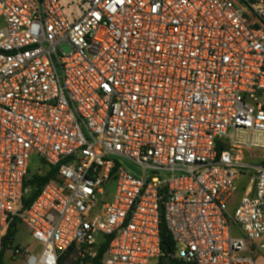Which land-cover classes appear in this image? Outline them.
<instances>
[{"label":"built area","instance_id":"2783aa9c","mask_svg":"<svg viewBox=\"0 0 264 264\" xmlns=\"http://www.w3.org/2000/svg\"><path fill=\"white\" fill-rule=\"evenodd\" d=\"M0 20L3 259L158 264L163 223L184 264L264 257V0H0ZM33 154L56 179L25 209ZM15 222L34 246L5 245Z\"/></svg>","mask_w":264,"mask_h":264},{"label":"trees","instance_id":"16d2710c","mask_svg":"<svg viewBox=\"0 0 264 264\" xmlns=\"http://www.w3.org/2000/svg\"><path fill=\"white\" fill-rule=\"evenodd\" d=\"M43 173L40 174H32L31 170H29L30 173V179L25 184V191L22 198V205L26 209L28 208L32 202L35 200L37 195L40 192V189L43 185L48 183L51 180L56 179V170L55 169H48L47 165L44 161L40 160ZM30 192L29 194H27ZM17 222H15L7 232L5 245L8 241H11L17 233ZM161 237H162V252L163 255L159 259L158 264H184L183 261L177 259L174 257L175 251H176V244L174 241V238L170 231L167 229L166 225L163 223L161 225ZM5 251L1 253L0 256V264H4L3 257H4ZM102 254V252H101ZM101 256H99V259Z\"/></svg>","mask_w":264,"mask_h":264},{"label":"rangeland","instance_id":"374dc122","mask_svg":"<svg viewBox=\"0 0 264 264\" xmlns=\"http://www.w3.org/2000/svg\"><path fill=\"white\" fill-rule=\"evenodd\" d=\"M2 27V20H0V28ZM65 50H68L67 46H64ZM243 159L245 162L251 165H257L260 164L262 160V154L258 152H250V151H244L243 153ZM30 170L32 174H40L43 173V169L40 163V159L36 154H33L31 157V164H30ZM249 178H240L236 181V193L233 197L232 204L230 206V210H233V208L237 205L240 198L244 195V189L248 185ZM114 192V190H113ZM28 192L27 194H29ZM14 244L18 245H25L30 244L31 246H34V243L32 242V239L28 235V232L24 226H20L19 231L16 235V239ZM256 264H264V257L260 256L255 259ZM4 264H24L20 261H15L10 259V254H7L3 260Z\"/></svg>","mask_w":264,"mask_h":264}]
</instances>
